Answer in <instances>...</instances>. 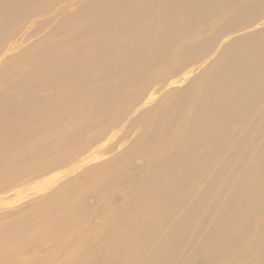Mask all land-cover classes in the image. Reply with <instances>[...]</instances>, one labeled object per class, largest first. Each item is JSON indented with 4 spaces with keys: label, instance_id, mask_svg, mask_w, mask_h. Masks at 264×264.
<instances>
[{
    "label": "bare ground",
    "instance_id": "1",
    "mask_svg": "<svg viewBox=\"0 0 264 264\" xmlns=\"http://www.w3.org/2000/svg\"><path fill=\"white\" fill-rule=\"evenodd\" d=\"M0 264H264V0H0Z\"/></svg>",
    "mask_w": 264,
    "mask_h": 264
}]
</instances>
